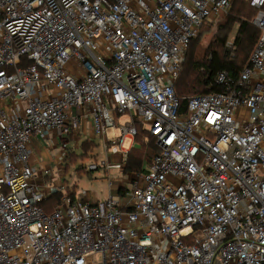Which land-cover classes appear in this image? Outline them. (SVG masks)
<instances>
[{"label":"built area","instance_id":"1","mask_svg":"<svg viewBox=\"0 0 264 264\" xmlns=\"http://www.w3.org/2000/svg\"><path fill=\"white\" fill-rule=\"evenodd\" d=\"M233 1L0 0V264H264V0H246L259 37L236 81L218 72L184 112L174 89ZM138 125L144 169L70 195L68 143L99 137L86 169L122 172ZM50 131L57 173L31 162Z\"/></svg>","mask_w":264,"mask_h":264},{"label":"trees","instance_id":"2","mask_svg":"<svg viewBox=\"0 0 264 264\" xmlns=\"http://www.w3.org/2000/svg\"><path fill=\"white\" fill-rule=\"evenodd\" d=\"M255 12V8L248 1L234 0L229 11L218 13L214 20L202 21L197 36L190 40L186 47L183 68L181 66L174 83L175 92L180 99V112L185 111L187 100L192 94L224 90V86L216 81L218 72L224 70L231 81L237 80L240 71L249 64V55L259 37V29L252 23ZM212 21H216L215 32L204 45L201 43V37L206 34ZM229 39L232 40L231 44H228ZM136 136L146 142V147L152 143L154 150L152 152L157 151L153 138L140 126ZM90 144L89 140L81 142L85 155ZM134 150L132 145L123 171L144 169L143 156L147 150ZM73 188L74 186L72 190H68L70 195L74 194ZM60 195L61 193L51 194L45 200L48 203V211L45 209L44 211L50 212L54 204L59 202Z\"/></svg>","mask_w":264,"mask_h":264},{"label":"rangeland","instance_id":"3","mask_svg":"<svg viewBox=\"0 0 264 264\" xmlns=\"http://www.w3.org/2000/svg\"><path fill=\"white\" fill-rule=\"evenodd\" d=\"M229 10L230 8L228 11ZM212 22L213 23L208 26L206 34L204 33V35L201 37V43L204 45L210 39V36L215 32L216 21ZM228 41V44H230L232 40L229 39ZM181 66L183 68V61ZM121 118L123 120L126 118V116H121ZM84 138L85 137L81 138L80 143L76 148H74V146L72 147L71 142L68 143L69 154H67L65 160L62 163L64 174L61 176V179L66 183L68 190H72L73 185L76 193L81 190L90 194L91 196H97L101 199H104L108 195V180L118 181L123 177L126 178V173L129 172V170L119 172L116 170L105 171L103 168H98L88 171L86 169V165L90 162L98 161L103 156L102 140L99 137H95L94 140H91L90 147L87 150V155H85L81 145L82 139ZM129 143L130 141L128 139L124 141L126 146H128ZM145 143L146 142H144L141 138H137L136 136V141L132 144L136 151L147 150L143 156L144 158L149 156V154L154 151L152 143L147 146L148 149ZM52 170L53 172L57 173V168L55 166H52ZM112 193H115V191H112ZM46 202L47 201L43 202L42 206L46 211H48V203Z\"/></svg>","mask_w":264,"mask_h":264},{"label":"crops","instance_id":"4","mask_svg":"<svg viewBox=\"0 0 264 264\" xmlns=\"http://www.w3.org/2000/svg\"><path fill=\"white\" fill-rule=\"evenodd\" d=\"M53 135L54 132L50 131L45 139L33 138L31 140V148L33 150L31 162L38 171L44 168H50L52 170V166H55L57 171L59 170V162L57 159L61 156L62 151L59 145L54 143ZM83 140L87 139H82V141Z\"/></svg>","mask_w":264,"mask_h":264}]
</instances>
